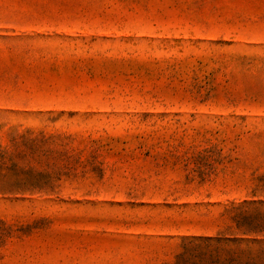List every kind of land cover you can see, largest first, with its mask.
Returning a JSON list of instances; mask_svg holds the SVG:
<instances>
[{"label": "rangeland", "instance_id": "rangeland-1", "mask_svg": "<svg viewBox=\"0 0 264 264\" xmlns=\"http://www.w3.org/2000/svg\"><path fill=\"white\" fill-rule=\"evenodd\" d=\"M264 0H0V264H263Z\"/></svg>", "mask_w": 264, "mask_h": 264}, {"label": "trees", "instance_id": "trees-1", "mask_svg": "<svg viewBox=\"0 0 264 264\" xmlns=\"http://www.w3.org/2000/svg\"><path fill=\"white\" fill-rule=\"evenodd\" d=\"M264 264V263H263Z\"/></svg>", "mask_w": 264, "mask_h": 264}]
</instances>
